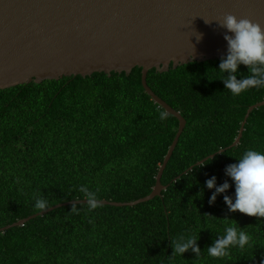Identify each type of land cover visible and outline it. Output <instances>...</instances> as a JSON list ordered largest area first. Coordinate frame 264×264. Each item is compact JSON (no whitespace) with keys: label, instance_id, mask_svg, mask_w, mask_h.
Here are the masks:
<instances>
[{"label":"trees","instance_id":"16d2710c","mask_svg":"<svg viewBox=\"0 0 264 264\" xmlns=\"http://www.w3.org/2000/svg\"><path fill=\"white\" fill-rule=\"evenodd\" d=\"M220 60L147 74L150 89L186 122L162 173L161 196L133 207L69 205L31 219L0 233V264H264V217L230 213L223 195L208 203L207 179L231 184L225 167L248 149L264 151L262 106L250 113L239 144L217 154L232 144L247 109L264 101V88L232 97L217 80ZM240 71L247 74L244 66ZM160 110L144 92L138 67L128 75L0 90V228L42 211L34 207L39 196L49 207L84 199L81 185L106 201L148 195L178 128L171 115L161 121ZM234 192L232 185L226 194ZM224 219L245 229L250 244L207 257ZM192 233H199L201 259L191 251L170 257L171 239Z\"/></svg>","mask_w":264,"mask_h":264},{"label":"water","instance_id":"95a60500","mask_svg":"<svg viewBox=\"0 0 264 264\" xmlns=\"http://www.w3.org/2000/svg\"><path fill=\"white\" fill-rule=\"evenodd\" d=\"M229 14L264 28V0H0V90L94 73L128 75L141 68L144 92L177 119L178 128L148 195L129 202L101 200V205L133 207L161 196L167 188L161 176L186 124L150 89L147 74L152 69L164 73L170 67L221 59L227 52L225 30L214 20ZM196 34L202 39L198 41ZM262 106L264 101L247 109L236 138L217 154L239 144L250 113ZM77 204L86 201L56 204L0 228V233Z\"/></svg>","mask_w":264,"mask_h":264},{"label":"clouds","instance_id":"9594fccd","mask_svg":"<svg viewBox=\"0 0 264 264\" xmlns=\"http://www.w3.org/2000/svg\"><path fill=\"white\" fill-rule=\"evenodd\" d=\"M214 21L220 29L225 30L223 38L227 43L226 55L221 57L216 70L219 75L217 80L223 82L234 98L264 88V28L249 19H237L231 14ZM211 22L206 20V23ZM196 39L198 41L202 39V34H196ZM241 66L247 69V74L240 71ZM238 76L240 79L237 78ZM168 117L167 110L159 111L161 121H165ZM236 160L237 163L230 164L224 169V174L231 180V184L226 179L218 186L215 175L205 181L206 188L212 190L208 203L210 206L214 205L217 197L223 195V201L230 213L239 212L248 217L262 218L264 217V151L248 149ZM232 185L235 189L234 196L226 194ZM79 192L83 194L82 200L86 201L89 210L101 206L102 201L97 192L87 185H81ZM34 207L46 211L49 202L43 196H39L35 199ZM72 209H76V206L73 205ZM224 221L223 233L216 236L213 243L205 249L204 253L207 257L224 258L231 250H243L250 244V236L245 229L234 221V223H228L230 221L228 219ZM199 239V233L181 234L171 239L173 252L170 257L183 258L186 252L191 251L195 254L196 260H200L202 252L198 245Z\"/></svg>","mask_w":264,"mask_h":264}]
</instances>
